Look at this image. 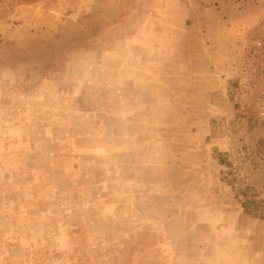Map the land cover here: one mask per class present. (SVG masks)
I'll list each match as a JSON object with an SVG mask.
<instances>
[{"label": "rangeland", "instance_id": "obj_1", "mask_svg": "<svg viewBox=\"0 0 264 264\" xmlns=\"http://www.w3.org/2000/svg\"><path fill=\"white\" fill-rule=\"evenodd\" d=\"M0 264H264V0H0Z\"/></svg>", "mask_w": 264, "mask_h": 264}]
</instances>
